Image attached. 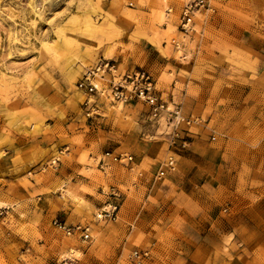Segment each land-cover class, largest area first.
I'll return each mask as SVG.
<instances>
[{
  "label": "rangeland",
  "instance_id": "374dc122",
  "mask_svg": "<svg viewBox=\"0 0 264 264\" xmlns=\"http://www.w3.org/2000/svg\"><path fill=\"white\" fill-rule=\"evenodd\" d=\"M188 1L0 0V264H135V250L170 264L171 251L199 241L229 264H264V132H217L208 111L193 116L190 146L173 149L141 103L96 99L91 119L83 108L80 83L103 60L145 69L182 109L178 75L208 73L202 104L211 108L214 73H234L227 84L248 89L250 113L264 108V0H213L215 13L198 14L185 37ZM231 96L240 97L219 105ZM106 152L133 155V170L102 171ZM171 152L176 170L155 181ZM110 201L118 220L97 223ZM55 219L91 225L93 240L67 237Z\"/></svg>",
  "mask_w": 264,
  "mask_h": 264
},
{
  "label": "built area",
  "instance_id": "2783aa9c",
  "mask_svg": "<svg viewBox=\"0 0 264 264\" xmlns=\"http://www.w3.org/2000/svg\"><path fill=\"white\" fill-rule=\"evenodd\" d=\"M202 13H215L213 0H189L180 14L178 27L180 33L185 37L195 33V19L198 14ZM173 44L177 50H181L183 47V42L173 40ZM80 88L85 91L87 96L83 103L87 118L91 119L98 115L99 109L96 99H106L111 103L125 105H138L141 103L147 107V120L160 128L164 126L170 148L185 149L190 146L191 128L198 123V120L193 116L186 115L180 105L165 100L163 94L156 88L155 79L145 69L135 68L121 71L116 61L103 60L86 74L80 83ZM134 162L133 155L106 152L99 160L98 166L102 171L115 164L130 167L133 170ZM176 168V153L171 152L163 167L156 174L155 181L163 180ZM110 196L119 197L116 192L111 193ZM119 213V203L110 201L98 210L96 221L97 223L115 222L119 218ZM4 214L5 208H0V215ZM53 225L67 237H77L83 242L93 240L91 225L67 224L58 219L53 221ZM151 257L152 254L149 250H135L131 255V259L135 264H142ZM62 264H75V260L67 258L63 260Z\"/></svg>",
  "mask_w": 264,
  "mask_h": 264
},
{
  "label": "crops",
  "instance_id": "0c3cea01",
  "mask_svg": "<svg viewBox=\"0 0 264 264\" xmlns=\"http://www.w3.org/2000/svg\"><path fill=\"white\" fill-rule=\"evenodd\" d=\"M208 73H188L180 77L178 75L175 85L172 86V90H176V84H180V89L178 90V96L183 104V109L188 116H194L197 114L199 118H202L206 112L209 111V123L215 121V130L220 133H225L229 135L230 133H237L241 135H247L249 133L250 126L257 127L258 130L264 132V113H260V105L253 107L255 112L250 113L251 106L246 98L248 97L249 91L243 85H233L229 86L228 78L233 76L234 73H214V78L216 82H220L219 91L217 92L215 103L208 108L206 104H202L206 101L203 98L205 90V81L201 80L203 76ZM236 77L240 78V82L244 83V80H248L250 77L249 73L236 74ZM190 91L193 94H190ZM199 92V95L195 93ZM201 94V95H200ZM224 94H238L240 97L237 101H233V96L227 98L224 104L219 105V100H221ZM255 106V105H254ZM262 114V115H261ZM48 204H46V207ZM216 246L213 242H203L199 241L193 247L190 245L184 246L181 250L171 251L169 263H181V264H229L227 259L223 256L219 258L215 255ZM163 257H168L167 255H152V264H163Z\"/></svg>",
  "mask_w": 264,
  "mask_h": 264
},
{
  "label": "bare ground",
  "instance_id": "6f19581e",
  "mask_svg": "<svg viewBox=\"0 0 264 264\" xmlns=\"http://www.w3.org/2000/svg\"><path fill=\"white\" fill-rule=\"evenodd\" d=\"M165 2H166V0H158V6H162V4L164 5L165 4ZM82 97V93L80 92V93H78V98L80 99Z\"/></svg>",
  "mask_w": 264,
  "mask_h": 264
}]
</instances>
